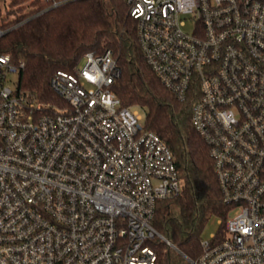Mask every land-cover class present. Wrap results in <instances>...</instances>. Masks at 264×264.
Instances as JSON below:
<instances>
[{"label":"built area","instance_id":"1","mask_svg":"<svg viewBox=\"0 0 264 264\" xmlns=\"http://www.w3.org/2000/svg\"><path fill=\"white\" fill-rule=\"evenodd\" d=\"M125 1L148 67L192 99L229 205L223 236L187 261L264 264V0ZM22 66L0 54V264H157L155 238L176 250L152 223L182 191L175 160L112 91V50L56 72L48 104L5 85Z\"/></svg>","mask_w":264,"mask_h":264},{"label":"trees","instance_id":"2","mask_svg":"<svg viewBox=\"0 0 264 264\" xmlns=\"http://www.w3.org/2000/svg\"><path fill=\"white\" fill-rule=\"evenodd\" d=\"M7 13L19 15L0 21L5 31L0 54L23 64L17 86L43 104L56 101L49 87L56 72H70L88 52L112 50L120 69L112 91L121 106L144 113V127L169 147L182 182L181 193L159 201L155 209L154 228L176 248L152 240L157 264H190L183 255L196 261L204 226L219 218L216 236L221 238L229 205L222 198L209 148L191 125L192 99L178 101L148 67L126 1L11 0Z\"/></svg>","mask_w":264,"mask_h":264},{"label":"rangeland","instance_id":"3","mask_svg":"<svg viewBox=\"0 0 264 264\" xmlns=\"http://www.w3.org/2000/svg\"><path fill=\"white\" fill-rule=\"evenodd\" d=\"M11 0H0V21L2 19L5 20H12L14 19L17 15H19L22 12L15 13H7V11L9 10V4H10ZM189 29V28H187ZM17 76L16 74H10L8 76V80H6L5 85L8 87H13L14 86V82L16 81ZM137 109V111L142 115L143 118V122H144V113L138 109V108H134ZM234 214L233 211H231L228 216L231 217ZM220 219L216 218V217H212L204 226L203 231L201 233V240H207L209 239L211 236H213L214 234H216L220 228Z\"/></svg>","mask_w":264,"mask_h":264},{"label":"water","instance_id":"4","mask_svg":"<svg viewBox=\"0 0 264 264\" xmlns=\"http://www.w3.org/2000/svg\"><path fill=\"white\" fill-rule=\"evenodd\" d=\"M185 257V256H184ZM187 260H189L187 257H185Z\"/></svg>","mask_w":264,"mask_h":264}]
</instances>
